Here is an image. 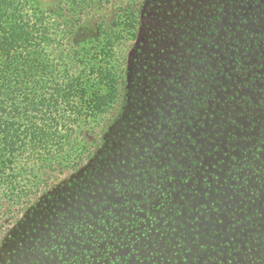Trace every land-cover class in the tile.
<instances>
[{"label": "trees", "instance_id": "obj_1", "mask_svg": "<svg viewBox=\"0 0 264 264\" xmlns=\"http://www.w3.org/2000/svg\"><path fill=\"white\" fill-rule=\"evenodd\" d=\"M145 1L0 0L3 261L264 264V0Z\"/></svg>", "mask_w": 264, "mask_h": 264}, {"label": "rangeland", "instance_id": "obj_2", "mask_svg": "<svg viewBox=\"0 0 264 264\" xmlns=\"http://www.w3.org/2000/svg\"><path fill=\"white\" fill-rule=\"evenodd\" d=\"M173 1L174 0H147L142 4L144 15L142 19L143 25H142L141 33H140V40L144 42H148V39L150 37H154L155 35H157V32H156L157 29L161 27V25H163V23L166 22V20L168 19L167 14L171 12ZM49 2L50 0H40V3H43V4H47ZM104 13L111 14V11L110 9H107L104 11ZM88 19H89L88 20L89 23L94 21V17H91ZM149 43L150 42L146 43V45ZM164 43L165 45H168V41L165 40ZM141 46L142 44H139L138 48ZM134 61L136 62L137 60L134 59ZM70 176H71L70 174L61 176L60 179L57 180L56 184L63 185L70 179ZM70 232L73 233L72 230H70ZM37 240L39 241V242L37 241L36 243L37 248H34V252L36 253V255L34 257L30 255H24V257L21 259L23 262L21 263L20 262H17V263L7 262L8 259L3 261L4 257L6 258V253L8 252V249H10L14 243L13 240L8 241L7 244L5 245L0 244V264H60V263H56V260L62 263V259H59L56 256L59 250H61L59 248V245H54V243H51V246H50L49 244L51 242L50 239H42L41 241L39 239ZM74 241H75V237H74ZM79 244H81V240L78 242V245L75 244L73 248H70L68 244H65V243H62L60 247H63V246L66 247V253L68 254V256H70L71 261H73V259L75 258V255L79 257L81 250H84V248H85V251H87V253L91 257L94 256L95 258L96 256L100 257L102 255V252H104V248L102 244H99V245L95 244V247L91 245L90 241H89V244L91 246H88V247H86L87 243H85L86 246H81ZM46 249H50V251L46 252ZM95 249H97V251H95ZM45 252H46V256H43V253ZM31 258L35 260L33 263L28 262Z\"/></svg>", "mask_w": 264, "mask_h": 264}]
</instances>
